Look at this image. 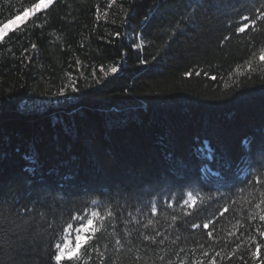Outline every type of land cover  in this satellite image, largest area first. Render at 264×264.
Masks as SVG:
<instances>
[{
    "label": "trees",
    "instance_id": "obj_1",
    "mask_svg": "<svg viewBox=\"0 0 264 264\" xmlns=\"http://www.w3.org/2000/svg\"><path fill=\"white\" fill-rule=\"evenodd\" d=\"M36 2L0 0V28ZM262 14L264 0H54L4 32L0 227L38 213L4 264H50L39 213L55 243L82 211L99 215L80 264H262Z\"/></svg>",
    "mask_w": 264,
    "mask_h": 264
},
{
    "label": "snow or ice",
    "instance_id": "obj_2",
    "mask_svg": "<svg viewBox=\"0 0 264 264\" xmlns=\"http://www.w3.org/2000/svg\"><path fill=\"white\" fill-rule=\"evenodd\" d=\"M53 3L54 0H37L31 8L21 9L19 14L15 15L13 19L9 20L0 28V40L4 38V32L8 29L9 25H16L20 21H26V18H28L30 14L36 15ZM262 18H264V14H262ZM242 19L247 20L248 18L243 17ZM254 22L255 21H253V23ZM247 27L248 25L244 24L239 28V31L244 32ZM32 47L35 48L36 46L33 45ZM136 47L139 46L136 45ZM260 59L264 60V55H262ZM112 71L116 72L117 68L114 67ZM186 75L191 76V73H186ZM197 75H199V73H197ZM212 79L215 80L216 78L212 77ZM47 195L46 190L41 192L36 201V205H39L40 208L46 207ZM189 195H191V193H189ZM93 203H95V201H93ZM184 204L187 205L188 201L185 200ZM225 211H227V209H225ZM37 215L38 213L34 206L32 212L20 214L19 220H14L6 231L0 227V257L5 255L6 242L10 250H18L24 247V241L28 237L32 225L37 219ZM98 215V211H93L90 214L82 211L75 216L70 215L69 218L76 223H68L66 228L61 229V231L65 233L64 238H61L59 242L52 243V241L57 240L56 229L53 224L48 222L47 216L44 213H39V219L48 223L49 229L52 232L49 247L54 248V251L50 253V264L53 260L55 264H80L83 258L81 253L87 254L88 249L91 247L90 241L94 235V219L92 217H97ZM108 215L111 216L112 213L110 212ZM100 219L103 220L104 217L101 216ZM261 219L264 220V217H261ZM149 223H151V221H149ZM204 227L208 228V224H205ZM209 235L211 236V233H209ZM144 239L148 240L149 237L145 236ZM259 247L260 246L257 245V249H259ZM93 251H95V249H93ZM0 264H4L3 259H0ZM262 264H264V261H262Z\"/></svg>",
    "mask_w": 264,
    "mask_h": 264
},
{
    "label": "rangeland",
    "instance_id": "obj_3",
    "mask_svg": "<svg viewBox=\"0 0 264 264\" xmlns=\"http://www.w3.org/2000/svg\"><path fill=\"white\" fill-rule=\"evenodd\" d=\"M20 22H21V21H20ZM20 22H18L16 25H9L8 29L5 30V32L14 29L16 26L19 25ZM194 200H195V199H194L193 197H190V199H189V203H193ZM92 218L94 219L95 217H92Z\"/></svg>",
    "mask_w": 264,
    "mask_h": 264
}]
</instances>
